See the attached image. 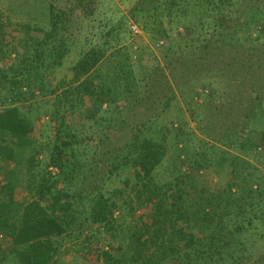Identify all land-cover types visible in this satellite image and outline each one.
Segmentation results:
<instances>
[{
	"label": "trees",
	"instance_id": "1",
	"mask_svg": "<svg viewBox=\"0 0 264 264\" xmlns=\"http://www.w3.org/2000/svg\"><path fill=\"white\" fill-rule=\"evenodd\" d=\"M99 2L45 0V17L34 23L40 35L28 21L0 41V164L14 173L0 177V235L8 245L0 264H70V251L84 264H247L248 241L264 237V145L238 130L264 124V41L253 36L264 29V0H136L118 20V30L132 20L165 54L169 77L161 68L155 75L167 92L171 80L187 106L204 95L189 88L193 81L210 80L206 98L217 92L212 79L225 85L226 102L208 108L225 131L205 135L227 149L199 140L201 152L187 147L181 126L166 132L148 122L159 114L140 111L116 123L133 99L131 61L141 50H115L122 59L114 72L99 73L121 41L105 29L110 20L93 30L106 17ZM78 15L85 26L75 27ZM72 54L68 78L56 82L55 70ZM6 58L12 63L3 68ZM36 93L56 100L51 133L33 111ZM84 129L92 132L85 139ZM170 146L172 180L159 183ZM215 172L225 173L222 183Z\"/></svg>",
	"mask_w": 264,
	"mask_h": 264
},
{
	"label": "rangeland",
	"instance_id": "2",
	"mask_svg": "<svg viewBox=\"0 0 264 264\" xmlns=\"http://www.w3.org/2000/svg\"><path fill=\"white\" fill-rule=\"evenodd\" d=\"M99 9L106 14L105 18L99 17L96 20L94 31L97 30H105L108 29L109 33L115 36L120 41V44L117 45L113 50L112 54L107 53L105 56V60L99 65V73H113V64L115 61L122 59L121 57H117L114 53L115 50H122V48L126 49L128 52L135 49H140L139 55H135L132 57V67L135 68V85L133 87L132 93L130 94L133 99L127 100L126 108L124 109L126 112L124 117H120L116 123H122L124 126L128 123L127 118L134 117L139 114L140 111L146 113L147 117L149 118L151 115L159 114L157 119L148 120L149 123L152 124H161L163 128H166V132L171 128H175L178 125L182 127L184 130V135L182 136L184 139L188 141L186 144L187 147H193L195 152H201L205 149L204 145H202L199 140H203L204 142H209L210 144L216 145L217 148L227 149L224 144H219L216 140H213L210 137H207L205 134H212V135H220L225 131V125L221 124L220 121L211 117L209 112V107L213 105L220 106L222 103L226 102V95H225V85L219 81L218 78L212 79V87L216 89V94L213 97H207L206 94L210 92V89L207 87L210 80H205V77H201L195 81H193L189 88L195 87L197 90H201L204 95L197 97L194 99V103H190L188 106L184 103L183 97H181L180 93L177 91V88L172 81L170 80V84L172 86V90L167 92L166 88V81L164 78L160 77V73L155 75L157 68H161L162 72L169 77V73L167 70V62L168 58L165 57L164 53H160V51L155 47V45L151 42L150 37L144 31H142L137 25H135L132 20H128L127 26L123 29L121 28L118 30L117 23L120 19L121 15H129L130 9L136 3V0H99ZM45 0H0V41L3 40L4 43H8L7 39L10 36H14L19 34V26L20 28L23 24H26L28 21L30 26L33 28L32 35L38 36L40 35L36 29H34L36 23L40 18L45 17V15L41 14L40 12L45 10ZM79 13V12H78ZM79 20L74 23L77 26H85L86 20L78 15ZM129 18V17H128ZM130 19V18H129ZM100 20L104 21H111L108 25L109 28H103V22L99 23ZM136 26L139 30V33L133 32L132 26ZM111 27V28H110ZM112 27L115 28L111 30ZM129 30V31H128ZM131 30V32H130ZM100 31V32H101ZM21 32V31H20ZM175 35V32H173ZM261 35V36H260ZM259 35V33H254L253 36L259 39V43L262 44L264 41V29L263 32ZM21 36V35H20ZM1 43V45H3ZM73 51V50H72ZM114 53V54H113ZM186 54H184L185 57ZM75 55H68L63 60V65L61 68L55 70L54 79L56 82L58 80L67 79L69 74L67 73L68 69L74 63ZM181 59V57H177ZM12 63V59L6 58L2 61L1 66L3 68H8ZM158 85L159 87H153V85ZM160 85L163 88H160ZM187 88V89H189ZM211 88V87H210ZM24 92V91H22ZM227 92V90H226ZM36 93V97L31 99L32 105L34 106L37 114L40 115L39 120L41 122H47V130L48 133H51L49 130V126H51V130L53 131L51 115L58 110L56 106V100L54 97L50 96L49 98L39 97ZM151 95V98L147 99V96ZM20 96L23 98L26 97L25 93H22ZM164 96H169L170 104L168 108H164ZM188 92L185 93L184 97H188ZM204 104V105H202ZM199 105V106H198ZM202 105V106H200ZM85 110V108H84ZM64 111V110H63ZM147 117H143L142 120L145 122L147 121ZM108 127V126H107ZM106 128V127H105ZM264 128L263 125H253L252 128H247L243 130H238V132L250 139L256 145H264V132L260 129ZM91 131L84 129V133L82 138H87L91 136ZM170 138V144L174 145L173 138ZM178 148L181 147L177 143ZM171 148V153L165 159L162 166L158 168L155 173V178L159 183L172 180V173L174 172V160L175 152L173 148ZM206 150V149H205ZM261 159L258 161L250 160L255 166L262 167ZM178 168V167H176ZM12 166L8 164H0V177L4 178L5 180L12 179V175L14 173L11 171ZM184 170V169H183ZM264 170V168H263ZM190 171V170H189ZM176 172V171H175ZM196 170L192 169L191 173H195ZM212 179L219 183H222L226 175L225 173H218L216 172L212 174ZM142 213V210L139 214ZM249 249H250V259L247 264H252L257 258L264 259V237L260 238L259 236L251 239L248 241ZM7 241L2 240V236L0 235V247L5 252L7 251ZM64 261L70 264H84L79 257H75L74 252L70 251L64 257Z\"/></svg>",
	"mask_w": 264,
	"mask_h": 264
},
{
	"label": "built area",
	"instance_id": "3",
	"mask_svg": "<svg viewBox=\"0 0 264 264\" xmlns=\"http://www.w3.org/2000/svg\"><path fill=\"white\" fill-rule=\"evenodd\" d=\"M131 28H132L133 32L135 31L136 33H139V30L136 28V26L133 25Z\"/></svg>",
	"mask_w": 264,
	"mask_h": 264
}]
</instances>
